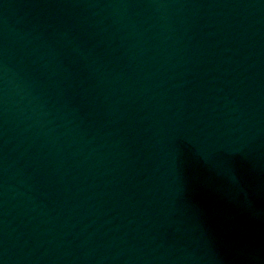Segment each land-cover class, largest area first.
Returning a JSON list of instances; mask_svg holds the SVG:
<instances>
[{"label": "water", "instance_id": "obj_1", "mask_svg": "<svg viewBox=\"0 0 264 264\" xmlns=\"http://www.w3.org/2000/svg\"><path fill=\"white\" fill-rule=\"evenodd\" d=\"M0 264H264V0H0Z\"/></svg>", "mask_w": 264, "mask_h": 264}]
</instances>
